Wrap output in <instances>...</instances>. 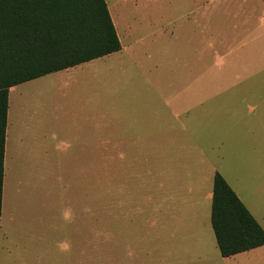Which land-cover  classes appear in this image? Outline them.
Masks as SVG:
<instances>
[{
	"label": "rangeland",
	"instance_id": "1",
	"mask_svg": "<svg viewBox=\"0 0 264 264\" xmlns=\"http://www.w3.org/2000/svg\"><path fill=\"white\" fill-rule=\"evenodd\" d=\"M106 1L122 50L12 93L54 128L8 168L0 264H264L211 222L219 171L264 227V0Z\"/></svg>",
	"mask_w": 264,
	"mask_h": 264
},
{
	"label": "trees",
	"instance_id": "2",
	"mask_svg": "<svg viewBox=\"0 0 264 264\" xmlns=\"http://www.w3.org/2000/svg\"><path fill=\"white\" fill-rule=\"evenodd\" d=\"M122 50L106 0H0V216L10 88ZM212 227L223 257L264 246V228L220 172Z\"/></svg>",
	"mask_w": 264,
	"mask_h": 264
},
{
	"label": "crops",
	"instance_id": "3",
	"mask_svg": "<svg viewBox=\"0 0 264 264\" xmlns=\"http://www.w3.org/2000/svg\"><path fill=\"white\" fill-rule=\"evenodd\" d=\"M115 26L117 28L116 24ZM71 68H68L65 70H69ZM62 71L63 70L57 71L54 73H61ZM40 78L41 77L27 81V82H33L34 84H36L35 82L38 81ZM244 80L239 81V83L244 82ZM27 82L11 87L10 93H9V109H8V119H7L8 121H7V128H6L5 175H4V185H3V208H4V191H5V188L7 187L6 179L8 176V168L9 167L11 168V176L14 174V177L16 178L17 175H19L22 181L21 175L27 176L28 174V176H31V171H33V168L39 165V161L45 160L49 155V149H48V145L46 141L49 140V134L51 135V133H48V131L54 128V126L52 125V121L49 120V117L44 115L42 118H38L40 117L36 111L38 107L34 105H32L31 109H28L26 105H21L22 109L21 108L18 110L14 108L12 109L11 97H12L13 91H15L17 87L23 86V84ZM58 83L60 84L61 82H58ZM190 95H192V89L190 90ZM205 100L206 99L200 100L198 102L195 101V103L190 102V106L184 108L182 111H184L185 114H188V113L190 114L193 109L197 108L199 105H203L205 103ZM54 137L55 135H52V139H54ZM40 140L43 143L42 148H41ZM70 147L71 146L69 145L67 149H69ZM54 150L55 149H53V147L51 146V151H54ZM224 178L226 179L225 176ZM213 185H214V179H213ZM10 186L11 184H9V187ZM212 193H213V190H212ZM237 195L240 197L238 193ZM240 199L242 200L241 197ZM2 213H3V210H2Z\"/></svg>",
	"mask_w": 264,
	"mask_h": 264
}]
</instances>
